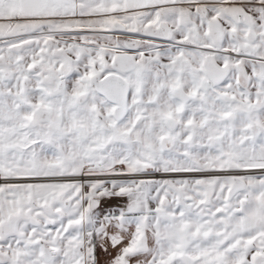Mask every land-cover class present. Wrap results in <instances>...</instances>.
Masks as SVG:
<instances>
[{
    "label": "snow or ice",
    "instance_id": "obj_1",
    "mask_svg": "<svg viewBox=\"0 0 264 264\" xmlns=\"http://www.w3.org/2000/svg\"><path fill=\"white\" fill-rule=\"evenodd\" d=\"M0 264H264V0H0Z\"/></svg>",
    "mask_w": 264,
    "mask_h": 264
}]
</instances>
